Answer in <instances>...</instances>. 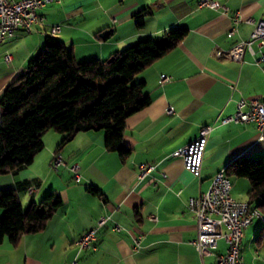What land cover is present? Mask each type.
Returning a JSON list of instances; mask_svg holds the SVG:
<instances>
[{"label":"crops","instance_id":"0c3cea01","mask_svg":"<svg viewBox=\"0 0 264 264\" xmlns=\"http://www.w3.org/2000/svg\"><path fill=\"white\" fill-rule=\"evenodd\" d=\"M215 1L220 7H198V0H50L37 10L41 22L0 42L1 96L46 35L55 36L76 60L84 61L106 60L133 42L173 27L188 31L174 49L135 76L144 81L150 102L125 120L122 144L131 149L127 158L121 160L116 151L105 148L102 131L78 132L60 145L62 134L50 130L30 165L0 174V189L15 188L24 207L51 191L62 197L42 231L24 235L15 246L3 239L0 264H214L225 251L219 239L215 249L198 253L191 242L197 234L196 219L187 199L206 191L213 176L233 160L264 158V137L259 138L254 123L224 122L239 100L264 96V66L257 61L264 46L254 43L253 53L245 50L240 61L215 54L249 37L254 23L248 20H264V0ZM237 12L240 21L228 36ZM51 25H59V30L51 33ZM4 53L12 55L9 63L2 60ZM162 74L169 79L160 82ZM203 125L212 128L200 176L193 177L173 152ZM55 152L64 161L57 169L51 165ZM72 163L80 168L78 183L69 168ZM140 163L154 166L142 179L137 178ZM229 179L231 195L248 201V180ZM89 185L101 195L91 194ZM102 215L109 219L96 230L95 248L79 250L77 240L96 227ZM138 234L141 240L134 248ZM240 252L245 264H264V220L255 217L243 228Z\"/></svg>","mask_w":264,"mask_h":264},{"label":"trees","instance_id":"16d2710c","mask_svg":"<svg viewBox=\"0 0 264 264\" xmlns=\"http://www.w3.org/2000/svg\"><path fill=\"white\" fill-rule=\"evenodd\" d=\"M141 24L138 19L137 26ZM187 32L186 27H173L115 51L111 60L84 61L46 35L0 96V174L30 165L50 130L62 134L60 145L78 132L102 131L105 148L127 158L131 149L122 144L125 120L150 102L144 81L135 76L174 49ZM224 171L248 180V202L258 200L255 208L264 215V158L240 157ZM86 189L101 195L96 187ZM61 205L62 197L54 191L24 207L15 188L0 189V244L8 238L15 246L24 235L42 231Z\"/></svg>","mask_w":264,"mask_h":264},{"label":"built area","instance_id":"2783aa9c","mask_svg":"<svg viewBox=\"0 0 264 264\" xmlns=\"http://www.w3.org/2000/svg\"><path fill=\"white\" fill-rule=\"evenodd\" d=\"M50 0H0V42L11 36L16 30L23 29L30 31L32 27L42 21L37 10L48 3ZM198 7L218 8L220 7L215 0H198ZM226 12V7H222ZM233 27L227 35L231 36L236 31V25L240 18L238 12L232 18ZM254 28L246 40L239 41L232 47L222 52L217 50L215 54L218 57L226 56L229 59L240 61L245 50L253 53V44L264 46V20H252ZM59 25H51L50 32L56 33ZM10 53H4L2 60L9 63L12 60ZM264 66V51L261 52L258 60ZM169 79L168 75L162 74L160 82ZM227 123H254L259 133V138L264 137V96L260 99H254L250 102L239 100L236 103L234 113L224 118ZM210 125H203L199 128L198 134L187 144L173 152V155L181 157L183 168L193 177H199L201 172V163L203 153L206 148L208 135L211 130ZM64 164L62 155L59 152L53 154L51 165L57 169L59 165ZM70 170L73 173L75 183L80 181V172L78 163H72ZM151 163H140L138 165L137 178L142 179L153 170ZM165 177V174L162 173ZM232 183L228 176L219 175L217 172L206 189L197 196H190L187 199V208L194 215L197 225L196 237L191 241L200 255L209 253L210 250L217 247V241L222 239L226 248L223 253L217 255L214 264H245L240 252L243 238V228L249 225L253 218L257 217L264 220L262 213L252 211V207L246 200L235 199L231 195ZM27 189L34 191L33 186ZM109 219L108 215H102L97 219L96 227L86 230L76 244L79 250L95 248L93 241L96 238V230ZM115 230L120 226L115 225ZM141 240V234L134 239V248L138 246ZM70 264H76L75 262Z\"/></svg>","mask_w":264,"mask_h":264},{"label":"bare ground","instance_id":"6f19581e","mask_svg":"<svg viewBox=\"0 0 264 264\" xmlns=\"http://www.w3.org/2000/svg\"><path fill=\"white\" fill-rule=\"evenodd\" d=\"M219 175H226L224 170L218 171ZM252 211H256L257 213H261L257 208L252 207Z\"/></svg>","mask_w":264,"mask_h":264},{"label":"rangeland","instance_id":"374dc122","mask_svg":"<svg viewBox=\"0 0 264 264\" xmlns=\"http://www.w3.org/2000/svg\"><path fill=\"white\" fill-rule=\"evenodd\" d=\"M107 60V59H106ZM55 173H56V171L55 170H53ZM77 185H81L82 187H84V185H83V183H79V184H77ZM43 196V195H42ZM2 210V209H1ZM1 216H2V214L0 215V218H1Z\"/></svg>","mask_w":264,"mask_h":264},{"label":"water","instance_id":"95a60500","mask_svg":"<svg viewBox=\"0 0 264 264\" xmlns=\"http://www.w3.org/2000/svg\"><path fill=\"white\" fill-rule=\"evenodd\" d=\"M104 33L101 34V36H103ZM108 60H111V58H109Z\"/></svg>","mask_w":264,"mask_h":264}]
</instances>
